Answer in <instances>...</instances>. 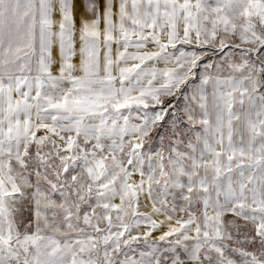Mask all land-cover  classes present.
I'll use <instances>...</instances> for the list:
<instances>
[{"label":"snow or ice","instance_id":"1","mask_svg":"<svg viewBox=\"0 0 264 264\" xmlns=\"http://www.w3.org/2000/svg\"><path fill=\"white\" fill-rule=\"evenodd\" d=\"M0 264H264V0H0Z\"/></svg>","mask_w":264,"mask_h":264}]
</instances>
